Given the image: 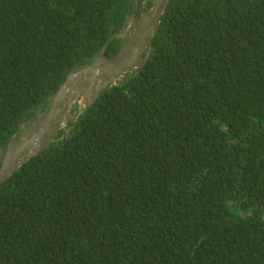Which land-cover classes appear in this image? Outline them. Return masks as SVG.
<instances>
[{
	"label": "trees",
	"instance_id": "trees-1",
	"mask_svg": "<svg viewBox=\"0 0 264 264\" xmlns=\"http://www.w3.org/2000/svg\"><path fill=\"white\" fill-rule=\"evenodd\" d=\"M135 2L0 0V151ZM151 45L0 184V264H264V0H169Z\"/></svg>",
	"mask_w": 264,
	"mask_h": 264
},
{
	"label": "water",
	"instance_id": "water-1",
	"mask_svg": "<svg viewBox=\"0 0 264 264\" xmlns=\"http://www.w3.org/2000/svg\"><path fill=\"white\" fill-rule=\"evenodd\" d=\"M168 2L169 0H153L147 8V0H136L133 14L126 19L119 32L121 44L118 53L111 58L105 56L107 41L88 64L70 70L48 100L46 110L42 111L37 132L20 140L21 127L10 138L5 149L0 151V184L53 140L61 117L67 109L69 97L76 89L81 95H85L83 106L91 105L104 90L122 79L125 74L145 65L152 48V36ZM125 30L127 31L124 34ZM135 32L137 36L133 35ZM78 115L79 113L76 117ZM29 150L31 152L27 153Z\"/></svg>",
	"mask_w": 264,
	"mask_h": 264
},
{
	"label": "rangeland",
	"instance_id": "rangeland-1",
	"mask_svg": "<svg viewBox=\"0 0 264 264\" xmlns=\"http://www.w3.org/2000/svg\"><path fill=\"white\" fill-rule=\"evenodd\" d=\"M149 1H151V0H149ZM130 24H131V22H130ZM126 31L127 30L124 31V34L126 33ZM133 35L137 36V33L135 32V33H133ZM83 102H85V95L84 94L81 95L80 91L78 89H76L69 97L67 109L61 117V121L59 123V126H58L56 132H55L54 137L56 136V133L60 130H62L64 134L67 133V131L71 128V125H69V124L76 118V114L80 113L83 110V107H84ZM41 113H42V111L38 112L36 119L34 121L26 122L22 125L20 140L27 138L30 135L37 132L38 127H39V117L42 115ZM43 137H42V139H43ZM54 137L52 139H54ZM30 152H31V150H29L27 153H30ZM1 155H2V152H0V157H1Z\"/></svg>",
	"mask_w": 264,
	"mask_h": 264
},
{
	"label": "built area",
	"instance_id": "built-area-1",
	"mask_svg": "<svg viewBox=\"0 0 264 264\" xmlns=\"http://www.w3.org/2000/svg\"><path fill=\"white\" fill-rule=\"evenodd\" d=\"M148 1V3H151V2H153V0H151V1H149V0H147ZM123 35V34H122ZM120 36V34H118V37Z\"/></svg>",
	"mask_w": 264,
	"mask_h": 264
}]
</instances>
